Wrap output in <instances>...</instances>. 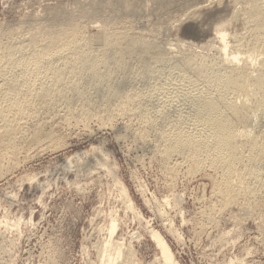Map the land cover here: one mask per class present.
I'll use <instances>...</instances> for the list:
<instances>
[{"label":"bare ground","instance_id":"obj_1","mask_svg":"<svg viewBox=\"0 0 264 264\" xmlns=\"http://www.w3.org/2000/svg\"><path fill=\"white\" fill-rule=\"evenodd\" d=\"M130 1L120 0L107 16L84 22L68 7L45 20L39 15L44 21L31 17L17 26L1 21L0 179L17 168L20 155L56 149L66 135L60 126L90 131L88 122L95 120L96 128H110L118 139L130 137L136 148L149 145L170 175L182 163L192 173L215 170L217 201L200 210L214 221L219 204L236 203L240 195L250 200L264 188V0H247L233 12L232 18L240 13L245 25L232 36L233 44L223 28L217 29L219 65L202 62L194 68L191 54L180 48L185 42L164 37L172 26L168 21L149 19L145 29L119 22L131 12ZM200 8L191 15L206 10ZM83 13L93 17L96 11L83 8ZM26 23L29 29L21 31ZM179 77H189L194 85L177 83L183 81ZM121 119L131 122L118 127ZM94 159L108 164L101 150ZM75 163L89 169L80 155ZM240 207L249 210L246 204ZM115 229L112 219L109 239L99 249L100 264L120 258L135 264L130 250H108ZM151 235L163 263L179 264L166 241L155 231Z\"/></svg>","mask_w":264,"mask_h":264},{"label":"rangeland","instance_id":"obj_2","mask_svg":"<svg viewBox=\"0 0 264 264\" xmlns=\"http://www.w3.org/2000/svg\"><path fill=\"white\" fill-rule=\"evenodd\" d=\"M118 1L0 0V23L17 26L31 17L42 21L67 7L75 19L84 22L107 16ZM246 1L131 0V12L119 22L129 20L145 29L149 19L155 23L168 21L172 26L163 35L185 42L180 48L191 54V68L202 62L219 65L217 29L223 28L233 44L232 36L244 32L245 25L240 13L235 19L232 15ZM202 6L204 12L191 15ZM83 8H93L96 14H80ZM30 25L26 23L20 30L26 31ZM179 78L183 81L177 83L194 85L189 77ZM124 122L131 121L121 119L116 125L121 127ZM95 123L88 122L92 133L89 129L82 131V125L68 129L60 126L66 135L56 142V149L46 148L36 157L22 154L17 168L3 174L0 264H100L99 249L109 239L112 219L116 229L108 250H130L135 264H164L151 231L166 241L179 264H227L231 260L264 264V188L250 194V200L249 195H240L231 205L217 202L222 208L215 213L214 221L207 220L200 210L209 201H217L212 193L215 170L207 167L192 173L186 170L189 165L182 163L170 175L158 156L148 151L149 145L139 147L143 155L132 138L118 139L115 131L96 128ZM100 150L108 158L106 166L94 159ZM77 155L88 162L89 169L75 163ZM244 203L249 210L240 207ZM116 264L127 263L120 258Z\"/></svg>","mask_w":264,"mask_h":264}]
</instances>
